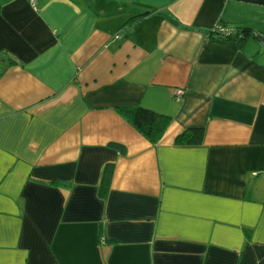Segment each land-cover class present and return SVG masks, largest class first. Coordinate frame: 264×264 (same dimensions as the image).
Instances as JSON below:
<instances>
[{
    "label": "crops",
    "instance_id": "1",
    "mask_svg": "<svg viewBox=\"0 0 264 264\" xmlns=\"http://www.w3.org/2000/svg\"><path fill=\"white\" fill-rule=\"evenodd\" d=\"M263 261L264 0H0V264Z\"/></svg>",
    "mask_w": 264,
    "mask_h": 264
},
{
    "label": "trees",
    "instance_id": "2",
    "mask_svg": "<svg viewBox=\"0 0 264 264\" xmlns=\"http://www.w3.org/2000/svg\"><path fill=\"white\" fill-rule=\"evenodd\" d=\"M137 15L136 17H139ZM172 23L177 24L174 19L169 18ZM253 34L250 28L238 27L234 28V31L226 36H219L225 39H236L238 41L244 40L248 35ZM119 113L123 118L147 141L155 143L162 135L167 124L169 123V117L163 114L156 113L150 109L136 106L131 108H119ZM203 129L202 127H190L181 131L174 139L176 143L184 144H198L202 139ZM107 166L102 170L103 178H108ZM106 176V177H104ZM260 264H264V261Z\"/></svg>",
    "mask_w": 264,
    "mask_h": 264
},
{
    "label": "built area",
    "instance_id": "3",
    "mask_svg": "<svg viewBox=\"0 0 264 264\" xmlns=\"http://www.w3.org/2000/svg\"><path fill=\"white\" fill-rule=\"evenodd\" d=\"M29 2L31 3V5L34 6L35 0H29ZM233 32V29L226 27V26H222V25H216L215 27H213L211 29V34H215V35H219V36H226L229 35ZM174 95L176 96H180L182 91L180 89H176L173 91Z\"/></svg>",
    "mask_w": 264,
    "mask_h": 264
}]
</instances>
